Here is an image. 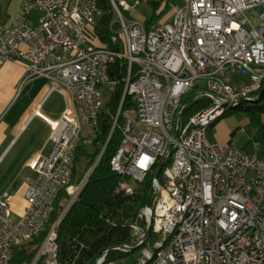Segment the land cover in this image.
I'll return each mask as SVG.
<instances>
[{"label": "built area", "instance_id": "1", "mask_svg": "<svg viewBox=\"0 0 264 264\" xmlns=\"http://www.w3.org/2000/svg\"><path fill=\"white\" fill-rule=\"evenodd\" d=\"M109 1V31L122 42L120 52L93 44L101 16L95 0H22L15 24L0 25V70L24 60L26 79L50 80L52 91L71 105L51 126L48 154L30 163L36 178L27 182L17 222L10 217L11 197H0V264H9L13 248L48 225L61 190L71 196L66 208L77 199L84 183L70 184L74 151L81 135L97 125L100 87L117 86L108 77L115 58L127 63L113 118L122 141L110 161L120 176L116 190L131 195L132 184L164 162L160 179H151V205L139 215L144 228L130 227L141 246L151 222L154 251L134 264H264V159L207 139L209 127L256 101L264 88V0H183L172 23L150 28L124 20L126 0ZM238 72L249 80L237 84ZM192 91L191 100L206 105L182 121V99ZM126 97L131 104L119 119ZM61 216L30 264H59ZM105 261L106 253L95 264H113Z\"/></svg>", "mask_w": 264, "mask_h": 264}, {"label": "trees", "instance_id": "2", "mask_svg": "<svg viewBox=\"0 0 264 264\" xmlns=\"http://www.w3.org/2000/svg\"><path fill=\"white\" fill-rule=\"evenodd\" d=\"M147 1L152 7L153 14L157 13V15L170 2V0ZM95 2L101 11V16L95 22L94 46L113 52L123 51L122 42H114L109 31V24L114 19L110 1L95 0ZM125 74H127L126 61L115 58L108 66V77L116 82L117 86L111 91L107 109L103 110L101 107L95 129H91V133L86 137L81 136L76 145L70 184L77 186L86 179L77 199L66 208L71 196L68 195L67 189L61 190L53 202L48 225L28 243L14 247L9 264H30L38 247L46 238L50 226L61 215L56 239L59 264H95L104 253H106L105 262L113 263L117 258L132 252L123 250L122 246L132 247L136 244L131 225L137 224L141 228L145 226L139 215L144 207L151 205V179L154 173L148 175L142 183L136 184L133 193L129 196L116 190L120 176L111 170L110 161L122 141L118 127L113 128V118L120 106ZM194 94L195 91H192L182 99L181 106L185 107L181 113L182 121L187 120L206 105L205 101L199 99L190 102ZM263 96L264 92L253 103L240 105L223 116L240 110L248 114H264V105L260 104ZM130 104L126 97L119 119L123 110ZM152 235L155 234L151 233L150 237Z\"/></svg>", "mask_w": 264, "mask_h": 264}, {"label": "crops", "instance_id": "3", "mask_svg": "<svg viewBox=\"0 0 264 264\" xmlns=\"http://www.w3.org/2000/svg\"><path fill=\"white\" fill-rule=\"evenodd\" d=\"M21 4L22 0H0V25H14ZM25 66L24 60L8 61L0 70V197L5 193L11 197L10 217L14 223L26 208L23 197L26 183L36 178L30 163L38 155L48 154L47 138L51 126L66 108L70 111L71 107L67 96L64 98L52 91L50 80L42 77L26 79ZM245 74L242 80L234 77L233 80L237 84L246 83L249 77ZM256 136H264V114L254 119L241 110L227 113L207 130L210 142L242 153L255 151L252 141Z\"/></svg>", "mask_w": 264, "mask_h": 264}, {"label": "rangeland", "instance_id": "4", "mask_svg": "<svg viewBox=\"0 0 264 264\" xmlns=\"http://www.w3.org/2000/svg\"><path fill=\"white\" fill-rule=\"evenodd\" d=\"M127 4L129 5L128 9H121V16L124 18L126 22H139L142 25H144L147 28L160 25L164 22L172 23V18L175 14V12L182 8L184 3L183 0H170L168 5L163 9L160 10V14L157 15L153 14L152 7L150 3H148L147 0H142L138 3H135L134 0H126ZM256 12H258L256 10ZM253 17V16H252ZM246 77L245 73L238 72L236 75H234L235 80H242ZM112 95V92L106 85H103L100 87V97L102 100V109L106 110L108 101L110 100ZM260 104L264 105V96L260 100ZM252 115L254 119H258L260 116L259 113H252L248 114ZM91 133V130L85 131L82 134V137H86L88 134ZM252 146L255 149V154L259 157L264 159V136L263 137H255V139L252 141ZM257 146V149H256ZM251 151H246L245 153H254ZM86 179L81 181L84 183ZM78 184V185H79ZM77 185V186H78ZM135 186V183L132 184ZM75 187V186H74ZM69 202V201H68ZM68 205V204H67ZM157 239L155 235H152L145 243L144 245L139 246V248L134 249L132 252H129L125 256H122L120 258H117L115 261H113V264H134L136 261H139L141 258L144 257V254L146 252L153 253V243Z\"/></svg>", "mask_w": 264, "mask_h": 264}, {"label": "water", "instance_id": "5", "mask_svg": "<svg viewBox=\"0 0 264 264\" xmlns=\"http://www.w3.org/2000/svg\"><path fill=\"white\" fill-rule=\"evenodd\" d=\"M263 92H264V88H263V89L261 90V92L259 93L258 99H259L260 96L263 94ZM258 99H257V100H258ZM191 101H192V100H191ZM191 101H190V102H191ZM184 108H185V107L182 108V111L184 110ZM175 136H176V134L174 133V138H175ZM171 148H172V145H170L169 148H168L169 152L171 151ZM163 165H164V162H163V163L161 162V164L159 165V167H158L157 170L155 171V173H154V178H155V179L159 176V174H160V172H161V170H162ZM91 171H92V170H91ZM90 173H91V172H90ZM90 173H89V175H90ZM87 178H88V177H87ZM150 234H151V222L148 224V227H147L146 232H145V236H144V238L142 239V244H144V243L148 240ZM122 248H125V247L122 246ZM136 248H139V246L137 245V246H132V247H126L125 250H126V251H133V250L136 249Z\"/></svg>", "mask_w": 264, "mask_h": 264}, {"label": "bare ground", "instance_id": "6", "mask_svg": "<svg viewBox=\"0 0 264 264\" xmlns=\"http://www.w3.org/2000/svg\"><path fill=\"white\" fill-rule=\"evenodd\" d=\"M82 136V135H81ZM26 185H27V183H26ZM51 214V213H50ZM50 218V217H49ZM57 222V221H56ZM54 224V223H53ZM13 251V250H12Z\"/></svg>", "mask_w": 264, "mask_h": 264}]
</instances>
